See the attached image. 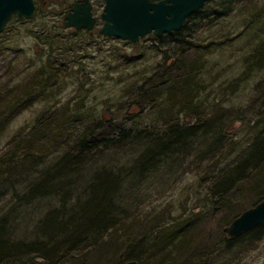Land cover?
Listing matches in <instances>:
<instances>
[{
  "label": "rangeland",
  "instance_id": "1",
  "mask_svg": "<svg viewBox=\"0 0 264 264\" xmlns=\"http://www.w3.org/2000/svg\"><path fill=\"white\" fill-rule=\"evenodd\" d=\"M81 1L34 0L32 18L20 21L14 17L0 33L2 94L35 88L41 79L36 76L45 73L46 77L48 68L55 76L44 85L38 84L39 93L10 120L0 138V149L23 137L42 148L40 152L31 151L36 164L29 167L31 173L15 187L20 191L18 195L0 187V219L7 218L13 232V236H7L25 242L34 240L35 234L28 233L33 232L44 213L58 208L60 202L51 196L38 198L27 206L19 196L27 193L29 183L37 181L40 173L90 128L109 125L110 136L116 137L121 129H130L131 138L147 132L151 134L150 141L162 136L167 127H190L196 123L198 130L187 139L186 146H178L169 157L161 156V163L142 176L134 173V179L124 172L132 167L141 150L134 152L124 147L117 153L106 152L102 158L98 157L96 163H89L74 175L77 181L71 187L68 207L76 198L84 197L96 170L107 167L112 176H118L122 169L116 202L126 209L127 221L143 222L154 233L198 214V221L188 234H204L202 240L207 243L216 241L224 236L225 227L264 197V166L258 170L250 167L254 173L251 180L257 189L230 194L223 209L218 207L217 198L209 195L215 179L235 167L257 139L264 136V58L257 64L251 57L258 50L264 55V0H232L220 13L205 15L204 12L200 17H191L189 20L194 21L189 24V33L178 39L174 47L169 39L160 42L152 34L136 44L99 34L103 0H90L92 16L97 19L93 30L65 27L64 16ZM217 9L213 6V11ZM182 51L184 62L175 71L189 75L197 72L195 78L192 76L195 84L182 87L180 83L179 89L170 94H181L184 87L191 86L197 95L199 111L202 107L200 119L192 113L196 107L185 108L178 96L172 97L176 107L170 112L165 105L141 107L134 100L144 79L166 64L171 55L176 52L182 55ZM39 122L44 124L40 129L44 138L49 136L48 132L57 135L59 131L64 133L62 138L51 142L34 139V127ZM219 136H222L220 142ZM157 215L163 219L156 225ZM150 232L146 234L149 244L152 242L150 247L161 245L162 235ZM135 237L137 241L141 239L139 235ZM144 245L139 251L146 257ZM177 246L162 251L164 263L160 261V252L148 264H183L182 257H177L182 243ZM225 264H264V238L245 244Z\"/></svg>",
  "mask_w": 264,
  "mask_h": 264
},
{
  "label": "trees",
  "instance_id": "2",
  "mask_svg": "<svg viewBox=\"0 0 264 264\" xmlns=\"http://www.w3.org/2000/svg\"><path fill=\"white\" fill-rule=\"evenodd\" d=\"M230 1L232 0H209L200 11L191 17L192 19L196 16L200 17L204 12L205 15L220 13L225 7H229ZM215 2L218 3L214 4ZM213 6L218 9L213 11ZM189 19L179 32L171 35L165 34L161 37H156L153 34L152 36L160 42L169 39V43L171 42L174 47L178 43V39L189 33V24L194 21ZM189 49L190 47L187 46L186 50ZM260 51L258 50L256 55L251 56L255 58L257 64L264 58ZM169 59L158 71L144 79L143 85L138 89L134 98L135 102H138L141 107L148 106L150 108H157L158 104L165 105L170 112L176 107H173L174 98L178 96L185 103V108L196 107L192 113H194V118L200 119L202 107L199 111V106L195 102L197 95L193 93L191 86L190 89L184 87L181 94H170V92L179 89L180 83L182 87L195 84V79L192 76L194 75L195 78L197 72L189 75V73L179 74L175 71L184 62L183 51L182 55L176 52ZM49 70L48 68L46 71L47 79L45 73L36 76L41 79L37 80L35 88L31 90L26 87L18 94L13 91L3 94L0 92V138L10 120L21 113L24 107L26 108L25 105L34 99V94L39 93L38 84L44 85L55 77ZM183 76L187 78L184 79ZM43 126L44 124L39 122L34 127L36 129H32L36 132L34 139L43 138L45 141L51 142V140L62 138L64 134L62 131H59L57 135L48 132L49 136L44 138L43 131L40 130ZM107 126L109 125L87 130L76 139L71 148L58 157L55 163L40 173L37 181L29 183L27 193L19 196V200L27 206L38 198H50L51 196H56L60 202L58 208L50 209L44 213L36 222L33 232L28 233L35 234L34 240L25 242L24 240H15L16 238L13 240L10 235L8 237V234L13 236L7 223L8 219L5 217L0 219V264H123L130 260L136 261L137 264H148L149 261L156 259L160 252V261L164 263L165 256L162 251L181 243L182 250L177 257H182L183 264H225L227 259L233 254H238L245 244L264 238V224H262L234 239H229L224 234L216 241L207 243L202 240L204 234L193 236L188 234L198 221V214L192 215V219L182 222V224H172L170 227L157 229L154 233H151L143 222L127 221L124 216L126 209L116 202V186L120 182L118 177L125 173L134 179V173H139L142 176L147 171H151L161 163L162 157H169L176 153L175 149L178 146H186L187 139L193 137L198 130V124L195 123L190 127L175 125L172 129L167 127V131L162 136L150 141L148 138L151 134L147 132H139L131 138L130 129H121L118 131L117 137L116 135L110 136L112 130ZM26 138L11 140L8 145L0 149V187L4 186V190L9 189L13 194L20 192L15 187L25 175L31 173L30 171L36 164L30 155L31 151L40 152L42 149L31 141L32 144L27 142ZM221 138L222 136H219L217 141L220 142ZM124 147L134 152L141 150V155L136 158L132 167L125 170L124 173L121 169L118 176H112L113 172L107 167L99 168L94 172L93 182L87 186L85 194H83L84 197L76 198V202L68 207V202L72 198L71 187L77 181L74 175L77 176L82 169L87 168L89 163H96L98 157L102 158L106 152L117 153ZM262 166H264V136L257 139L235 167L215 179L209 189V195L217 198L220 202L218 207L223 209V203L227 200L225 198L230 194L234 195L242 189L250 190L253 187L254 190L257 189L254 180H251L254 173L250 167L258 170ZM263 199L264 197L261 200ZM161 219L163 216H155V224L157 225ZM149 232L162 235V244L150 247L152 242L149 244L150 239L146 236ZM135 235L141 236V239L137 241ZM181 236L182 239L179 238ZM144 243L146 244L144 245ZM143 245L147 251L146 254L148 253L146 257L142 256L139 251ZM147 245L149 248H146ZM195 245H198V248ZM179 247L177 246V248ZM171 252L173 251L171 250ZM24 257L27 258L26 261ZM114 258L116 261L113 260ZM178 260L176 258L175 262Z\"/></svg>",
  "mask_w": 264,
  "mask_h": 264
},
{
  "label": "water",
  "instance_id": "3",
  "mask_svg": "<svg viewBox=\"0 0 264 264\" xmlns=\"http://www.w3.org/2000/svg\"><path fill=\"white\" fill-rule=\"evenodd\" d=\"M208 0H104L100 15L103 22L99 34L129 43H137L147 35L160 37L180 31L186 20L198 12ZM90 0L72 6L65 15V26L91 31L96 19L92 17ZM34 0H0V33L13 16L18 20L34 16ZM264 224V199L246 209L222 231L229 239ZM123 264H137L130 260Z\"/></svg>",
  "mask_w": 264,
  "mask_h": 264
}]
</instances>
